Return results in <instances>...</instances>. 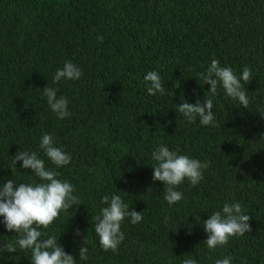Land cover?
Returning a JSON list of instances; mask_svg holds the SVG:
<instances>
[{
  "label": "trees",
  "instance_id": "1",
  "mask_svg": "<svg viewBox=\"0 0 264 264\" xmlns=\"http://www.w3.org/2000/svg\"><path fill=\"white\" fill-rule=\"evenodd\" d=\"M213 59L237 76L251 69L252 80L241 81L248 108L220 86L213 95L199 79ZM67 60L81 78L53 83ZM149 71L159 73L164 94L147 93ZM46 86L67 99L69 117L50 109ZM209 98L215 126L176 112L179 103ZM262 114L264 0H0V184L40 182L22 161L12 164L18 151H36L73 185L81 204L41 229V239L55 236L77 264H215L225 257L264 264ZM45 133L70 155L68 165L55 168L44 156ZM161 144L209 162L198 185L178 186L183 198L172 205L152 179L151 154ZM114 194L143 216L135 225L125 218L115 253L102 250L92 220L106 206L102 197ZM225 202L242 205L252 231L210 250L203 221ZM16 239L0 224V242ZM81 246L87 260H79ZM30 255L0 248V264H31Z\"/></svg>",
  "mask_w": 264,
  "mask_h": 264
},
{
  "label": "clouds",
  "instance_id": "2",
  "mask_svg": "<svg viewBox=\"0 0 264 264\" xmlns=\"http://www.w3.org/2000/svg\"><path fill=\"white\" fill-rule=\"evenodd\" d=\"M97 40L102 42L103 35H98ZM81 76V69L71 60H67L62 68L57 69L53 83H58L62 79L79 80ZM252 78L253 73L250 68L244 67L242 74L237 76L232 67L220 66L217 59H213L206 71L199 74V79L211 86L209 91L213 95L220 86L226 96L238 100L239 105L245 108H248L249 100L241 81L248 84ZM143 79L149 95L164 94L165 89L158 72L149 71ZM43 95L58 119L63 120L71 115L68 111L67 99L63 96L58 98L57 89L46 86L43 88ZM212 109L213 100L209 98L203 102L197 100L194 104L187 101L179 103L176 112L182 114L189 123L198 117L201 125L215 126ZM39 148L55 168L68 165L71 161L70 155L55 145L50 134H43ZM151 158L154 162L151 165L152 179L163 183L164 200L169 205L183 198L182 192L176 190L179 185L185 181L192 186L198 185L203 180V171L209 167V162L178 154V151H172L164 144L152 152ZM18 161H22L21 167L30 169L40 182L17 184L9 179L0 184V217H3L0 224H3L7 231L17 235L15 243L0 242V248L9 253L30 250L31 264H77V260L64 250L55 236L41 239L42 235H46L41 229L49 228L59 218L61 212H67L74 205L81 204L78 197L73 194L75 191L73 185L67 180L58 179L60 175L58 171L46 168L44 159L39 158L36 151H18L14 155L12 164L16 166ZM101 203L106 206L100 209L99 215L92 217L95 221L94 232L99 238L102 250L115 253L124 240L121 224L125 218L130 217V222L135 225L143 220V216L140 211L133 208L129 210V206L119 195H105ZM251 219L252 216L246 214L240 203L225 202L221 210L213 212L203 221V228L207 233L205 241L207 248L213 250L223 247L232 238L251 232L249 223ZM167 221L168 218L165 217L164 222ZM76 234L79 235V229L76 230ZM87 243L84 236L83 244L87 245ZM87 259L88 248L81 246L79 260ZM182 264H198V261L187 258ZM215 264H232V258L217 259Z\"/></svg>",
  "mask_w": 264,
  "mask_h": 264
}]
</instances>
